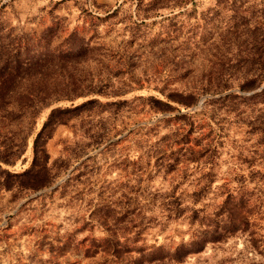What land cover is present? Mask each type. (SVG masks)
Instances as JSON below:
<instances>
[{
	"label": "rangeland",
	"instance_id": "1",
	"mask_svg": "<svg viewBox=\"0 0 264 264\" xmlns=\"http://www.w3.org/2000/svg\"><path fill=\"white\" fill-rule=\"evenodd\" d=\"M0 39V264H264V0H0Z\"/></svg>",
	"mask_w": 264,
	"mask_h": 264
},
{
	"label": "trees",
	"instance_id": "2",
	"mask_svg": "<svg viewBox=\"0 0 264 264\" xmlns=\"http://www.w3.org/2000/svg\"><path fill=\"white\" fill-rule=\"evenodd\" d=\"M13 56H11L9 50L7 49L6 45H3L1 43V39H0V104L3 103L7 98H8V94H7V86H9V84L11 83L13 77H15V75H17L20 71L24 70H29L30 67L33 65L32 61L27 62V63H21V62H14L11 66V58ZM44 104V106H47V103H42ZM69 109H54L51 111V113L49 114L47 120L45 121V123L43 124L41 130L37 133L34 142H33V153H34V159H33V165L35 164L38 156H42V160H43V166L41 168V173L44 174L45 178H48V173L49 170L47 169V163L49 160V157L46 153V148L45 145L48 141V139H50L54 129L62 124L63 119H61L62 117L56 116L57 114L63 115V114H67L69 113ZM39 110L38 111H34L32 114V116H37L39 114ZM47 183H43V185L45 186ZM205 237H202L198 242H192L190 245L192 246L191 248H197L200 247L202 245H204V243H206L207 241H211V240H216L217 237L214 236H208V233H204ZM207 235V236H206ZM193 250V249H192ZM187 252L186 250H184L182 247H179L174 253L175 255H179L181 256L183 253Z\"/></svg>",
	"mask_w": 264,
	"mask_h": 264
}]
</instances>
